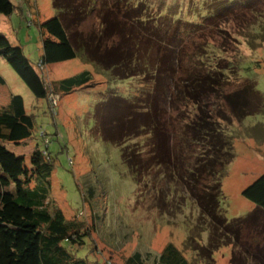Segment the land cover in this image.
<instances>
[{
  "label": "rangeland",
  "instance_id": "rangeland-1",
  "mask_svg": "<svg viewBox=\"0 0 264 264\" xmlns=\"http://www.w3.org/2000/svg\"><path fill=\"white\" fill-rule=\"evenodd\" d=\"M140 1L130 0L138 4ZM203 1L143 0L147 11L131 14L143 20L135 29V24L125 18L128 9L124 0L116 1L115 7L111 5L114 0H76L75 7L85 16L82 14L84 19L74 32L93 38L86 58L38 67L37 72L51 90L54 82L88 71L92 81L84 90L65 95L54 90L56 93H50L46 100H37L0 58V75L5 81L0 86V108L10 94L20 95L27 114H32L34 120L29 141L10 149L26 161L36 147L47 150L53 158L49 197L66 220L79 221L83 231H88L82 245L67 246L74 257L88 264H123L135 252L152 259L167 244L174 245L194 264H202L184 244L189 236L201 246L207 242L208 230L204 228L202 232L198 206L186 187L194 182L189 172L205 161L200 158L205 148L189 145L190 139L187 144L183 140L185 125L193 119L200 122L201 114L191 103L178 99L176 88L172 90L171 81L160 69L161 59L169 49L176 48L174 78L181 80L190 78V74L204 75L218 64L225 66L223 91L227 96L252 84L256 98L264 99V0H241V10L213 18L210 26L204 23L206 27L192 33L188 28L195 27L193 23L215 13L213 4H204V9ZM233 1L237 0H229ZM11 2L16 9L8 17L0 15V32L20 46L26 58L37 66L42 54L39 23L55 16L59 9L63 12L65 4L57 3L58 9L54 7L55 0ZM102 10L104 22L98 16ZM175 15L181 20L176 21ZM107 25L116 28L108 37L104 33ZM252 31L256 36L251 49ZM112 48L114 54H122L114 70L108 67L113 65L112 59L108 65L94 59L102 60L100 56ZM128 48L130 58L123 56ZM167 55L171 56L169 52ZM134 71L139 76L125 77ZM211 101L220 104L229 117V121L218 120L212 103L205 108L212 110L213 119L218 120L215 129L227 141L228 153L222 152L221 163L213 164V175L203 173L194 179L199 192L210 182L219 183L220 210L231 220L253 210L241 192L264 174V102L259 111L237 120L224 99L212 97ZM157 116L159 123L167 127L162 134L155 127ZM165 152L169 160L176 161L172 169L151 162ZM126 155H133L142 170L129 168ZM249 231H244L245 246L252 245L255 238ZM230 253L229 246L215 251L214 264H229Z\"/></svg>",
  "mask_w": 264,
  "mask_h": 264
},
{
  "label": "trees",
  "instance_id": "trees-1",
  "mask_svg": "<svg viewBox=\"0 0 264 264\" xmlns=\"http://www.w3.org/2000/svg\"><path fill=\"white\" fill-rule=\"evenodd\" d=\"M116 1L121 0H114L111 5L115 7ZM142 1L139 4L131 3L130 0L123 2L128 9L125 18L131 24H135L133 25L135 29L141 27L143 20L138 18L139 15L131 17V14H138V11H141L140 14H142L147 11L144 7L148 6ZM63 2L65 10L59 12L60 9L57 5H61ZM75 2L76 0H55L54 7L59 9L58 13L39 23L42 54L37 66H34L26 58L20 46L12 44L0 32V58L8 64L30 94L37 100H46L50 93L51 95L56 93L54 90L64 95L76 90H84L92 81L91 73L83 71L72 77L54 82L50 90L49 85L47 86L37 72L38 67L42 68L51 64L70 61L77 57H85L87 47L92 41L90 38H93L84 37L74 32L77 28L75 26L85 16L84 11L79 13L81 10L78 11ZM239 2L243 3L241 0L233 2H229V0H217V2L204 0L203 8L213 4L212 8L215 13L203 16L198 23L187 22L193 23L195 26L189 27L188 31L200 32L203 27L207 26L204 23L210 26L213 18L219 19L221 16L241 10L242 3L239 4ZM247 7L251 6L247 5ZM15 9L16 7L11 0H0V15L8 17ZM208 11L209 9L206 10V12ZM104 15L103 10L98 13L99 18H102L101 21ZM175 18L176 21L181 20L178 15H175ZM104 29L106 37L116 30L111 25H107ZM121 32L124 35V29ZM174 34L176 36L179 34L178 28L174 29ZM252 34L250 36L252 35L253 42H249L251 49L252 43L255 41L254 36H256L253 31ZM164 47L166 48V46ZM127 50L128 52L123 56L130 58V49ZM169 50L171 56L167 55L169 56L167 58L165 55L168 52L164 54L160 69L164 75H167V80L171 81L172 90L174 91L176 88L178 99L187 102L186 104L191 103L201 114L198 116L200 122L193 119L185 125L183 140L187 144L190 139L189 145H202L205 148L200 156L205 161L194 166L193 173L189 172V178L194 182L187 183L186 187L192 193V197L198 206L199 219L203 226L202 232L204 228L208 230L207 242L201 246L194 242L193 237L189 236L184 248L193 253L202 264H214L213 253L223 246L231 247L229 264H264V174L254 179L241 192V196L254 206L253 210L243 217L231 220H227L220 210L221 191L219 183L210 182L203 186L199 192L196 188L197 180L194 179L203 173L213 175L215 173L213 164L221 163L219 160L221 153L227 150V141L223 140L215 126L219 124V119L229 121V117L225 116L220 104L215 105V101L209 102L210 98L224 99L231 114L237 120L242 119L241 117L246 114L250 115L257 110L259 111L264 99L261 101L259 97L256 98V91L251 89L252 84H246L238 93L227 96L223 91L227 78L226 67L219 64L209 69L204 75L190 74V78L187 76L184 80L175 79L173 63H177L178 52L176 48ZM111 51L100 56L102 60H96V57L94 59L103 65H108L112 59L113 65L112 67L108 65V67L114 70L118 65V60L122 58V54H114V48ZM81 59L83 60V58ZM219 67H222L221 70ZM105 70L108 71L109 69ZM136 73V71L129 72L128 76H124L126 78L139 76ZM4 85L5 81L0 75V86ZM181 87L182 89H180ZM167 94L169 95L168 92ZM232 96L235 98H231ZM252 96H255V99ZM169 100L171 101V97ZM211 103L214 104V107L216 106L218 120L213 119L215 115L212 110L205 109ZM157 117V119L155 118V127H157V132L162 134V131L164 132V129L166 131L167 127L164 122V125L159 123L160 117ZM33 130V116L27 114L23 98L17 94H10L7 103L0 108V264H88L85 259L74 257L67 249L68 245H82L84 237L89 236L88 231H83V225L79 221L66 220L62 211L49 197V180L54 168L53 158L48 155L47 150L42 151L36 147L26 161L23 155H17L10 149V146L14 147L29 141ZM104 137H106L105 133ZM154 147L155 145L152 144V148ZM227 153L226 151L225 154ZM127 157L129 156L126 155ZM133 157V155L129 157V168L131 167L133 171L142 170V165L133 161ZM176 157L177 155L174 158ZM169 159L170 156L165 152L162 156H158L157 160L153 159L151 162L157 164V167L164 165L165 168L172 169V165H175L176 161ZM245 230H250L249 232H253L255 235L252 245L247 244L245 246L242 242ZM145 258L141 253L135 252L123 264H194L172 244H167L162 252L155 254L152 259L147 257L145 260Z\"/></svg>",
  "mask_w": 264,
  "mask_h": 264
}]
</instances>
